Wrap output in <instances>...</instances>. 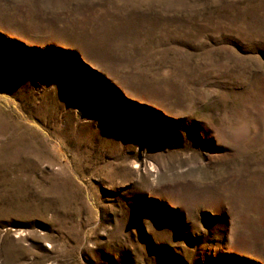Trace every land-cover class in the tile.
<instances>
[{
  "label": "rangeland",
  "instance_id": "rangeland-1",
  "mask_svg": "<svg viewBox=\"0 0 264 264\" xmlns=\"http://www.w3.org/2000/svg\"><path fill=\"white\" fill-rule=\"evenodd\" d=\"M0 264H264V0H0Z\"/></svg>",
  "mask_w": 264,
  "mask_h": 264
}]
</instances>
